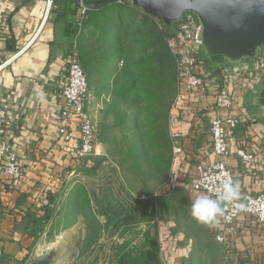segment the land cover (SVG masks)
Wrapping results in <instances>:
<instances>
[{
	"label": "crops",
	"instance_id": "obj_1",
	"mask_svg": "<svg viewBox=\"0 0 264 264\" xmlns=\"http://www.w3.org/2000/svg\"><path fill=\"white\" fill-rule=\"evenodd\" d=\"M82 1L85 2L52 0L49 4L48 0H0L2 139L17 150L25 169V177L18 190L10 189L6 183L0 184V197L7 200L6 204L10 207L18 200V205L24 210L26 205L21 198L36 205L45 200L54 206L51 199L59 197L65 208L74 187L84 190L81 166L72 155L77 146L78 130L76 127L71 128V139H63L59 135V94L67 83L69 62L76 57L87 75V105L98 130V123L104 121L105 105L110 101L108 88L114 80L110 71L116 63L115 58L110 60L108 73L102 61L103 38H106L108 31H117L119 23L129 20L130 23L136 21L143 25L144 20H148V15L125 0L89 8L86 16H82ZM200 72L208 88L207 97L202 98L198 94L191 97L177 128L179 143L187 157L182 174L185 186L169 192L176 207L183 200L191 206L196 198L205 195L202 192H190L188 185L196 177V166L200 160L208 163L216 161L209 123L213 117L217 74L209 62H201ZM262 84L263 81L252 89L238 91L236 96L235 113L240 118V125L228 138L231 150L228 162L234 180L240 183V199L264 193V108L260 102ZM239 150L251 153L253 162L244 163L238 156ZM98 151H102L99 131L95 155L99 154ZM93 191V207L96 211L95 198H101L102 195L100 190ZM76 204L81 213L83 200L79 198ZM19 215L16 214L17 217ZM173 221L177 226L176 234L180 237L179 246L191 245L190 254L182 261L188 264L193 239L197 240V235L186 231L185 218L179 219L184 228L177 220ZM199 226V223L190 222L189 229L196 231ZM204 228L205 236L201 239L209 238L215 242V246L221 247L222 264H264V224L253 217L243 216L238 220L237 232L230 245H223L216 240V227ZM154 233L156 237L155 230ZM156 253L158 255V251ZM119 256L114 257V264H118Z\"/></svg>",
	"mask_w": 264,
	"mask_h": 264
},
{
	"label": "rangeland",
	"instance_id": "obj_2",
	"mask_svg": "<svg viewBox=\"0 0 264 264\" xmlns=\"http://www.w3.org/2000/svg\"><path fill=\"white\" fill-rule=\"evenodd\" d=\"M164 31L160 23L127 20L103 38L106 71L112 58L116 63L110 71L114 79L108 88L110 101L103 110L104 121L98 123L102 151L81 166L84 190L69 191L65 208L61 198L52 199L56 208L48 220L52 208L45 200L36 205L21 198L26 205L23 210L18 200L10 207L0 197V264H33L47 255H53L50 264H114V257L140 249L147 236L156 241L150 225L156 215L178 222L185 218L186 231L197 235L188 264H222L221 247L209 238L201 239L204 226L189 229L190 222L197 223L191 206L183 200L176 207L172 194L160 193L171 171L168 121L178 86L175 59L161 41ZM104 175H109L112 191H104L95 200H102L105 208L103 200L110 197L117 206L110 226L107 218L100 219L99 208L94 211L93 207V187ZM79 198L84 203L81 213L76 204ZM19 213L22 217L16 216Z\"/></svg>",
	"mask_w": 264,
	"mask_h": 264
},
{
	"label": "built area",
	"instance_id": "obj_3",
	"mask_svg": "<svg viewBox=\"0 0 264 264\" xmlns=\"http://www.w3.org/2000/svg\"><path fill=\"white\" fill-rule=\"evenodd\" d=\"M51 4L52 0H48ZM89 8L81 4V15L86 16ZM167 32V44L172 53L178 73L176 96L170 108L169 127L172 142L171 171L167 187L160 193H169L177 187L185 186L182 179L187 153L179 143L178 123L181 114L187 110L191 97L198 94L206 98L208 88L203 74L200 72L201 62L208 64L203 55L204 27L198 16L187 12L174 25V30ZM243 60L238 64H227L216 70L217 82L213 117L209 123V134L216 161L208 163L200 160L196 166V177L188 185L190 192H202L215 198L222 181L234 180L228 157L231 150L229 136L240 125V118L235 113L238 91L254 88L264 81V50L254 60ZM89 83L87 75L75 57L69 62L67 83L61 89L59 97L60 127L59 135L63 139H71V128L78 130L77 146L72 151L73 157L79 161L95 155L98 142V130L87 105ZM3 121L0 120V184L6 183L10 189L18 190L25 177V169L21 165L19 154L15 148L2 139ZM238 156L244 163H252L254 157L245 150H239ZM242 207L225 208L224 218L216 227V240L223 245H230L237 232V222L243 216H251L264 224V193L247 195L238 201ZM150 225L156 232L158 257L161 264H183V259L191 252V245L180 247V237L176 234V223L156 215ZM107 264H111L110 262Z\"/></svg>",
	"mask_w": 264,
	"mask_h": 264
},
{
	"label": "water",
	"instance_id": "obj_4",
	"mask_svg": "<svg viewBox=\"0 0 264 264\" xmlns=\"http://www.w3.org/2000/svg\"><path fill=\"white\" fill-rule=\"evenodd\" d=\"M32 1V0H26ZM120 0H85L88 8ZM173 31L187 12L203 24V55L217 70L227 64L256 60L264 50V0H125ZM264 106V81L260 90ZM52 254V253H51ZM53 255L33 264H48Z\"/></svg>",
	"mask_w": 264,
	"mask_h": 264
},
{
	"label": "trees",
	"instance_id": "obj_5",
	"mask_svg": "<svg viewBox=\"0 0 264 264\" xmlns=\"http://www.w3.org/2000/svg\"><path fill=\"white\" fill-rule=\"evenodd\" d=\"M146 18L148 19L147 20L148 22L146 20H144L145 24L151 22L153 25L158 26L159 23L155 19H153L150 16H146ZM162 34H163V37H162L161 41L163 42V40H164L165 45H166L167 44L166 43L167 32L164 31ZM153 45L157 46V42H153ZM95 157H96L95 155L89 156V157H86L85 159L79 160L77 163L80 166H83L85 163L91 162L93 159H95ZM94 186L95 187H93V189L100 190L102 194L104 191H107L110 193L112 191L109 175H107V176L104 175V176L99 177L98 181L95 182ZM62 187H61V190H62ZM53 200L51 199L52 202H54ZM116 202L118 204H120L122 207L125 206V204L121 200L120 201L116 200ZM103 203L107 205V206H105V208L102 206V200H99L98 202H96V207H97V209L99 208L100 216L107 218L108 226H110V224H113V218L115 217L114 215H112L113 213H111V212H114L117 209L116 208L117 206L116 205L114 206L110 197L107 199H104ZM46 205H50V203H46ZM55 205L56 204H54V206ZM108 206L112 211H110V209H107ZM51 208L52 209L48 213L49 215H47L45 218L47 220L52 215L51 211L54 210L53 206H51ZM103 208H104V210H103ZM21 213H20V217H22ZM63 219H65V218L63 217ZM156 251H158L157 240L155 241L154 239H151L149 236H147L145 244L140 249H138L135 252L124 253L123 255L119 256L117 263L118 264H160ZM50 262H51V260H50ZM50 262H48V264H50Z\"/></svg>",
	"mask_w": 264,
	"mask_h": 264
},
{
	"label": "clouds",
	"instance_id": "obj_6",
	"mask_svg": "<svg viewBox=\"0 0 264 264\" xmlns=\"http://www.w3.org/2000/svg\"><path fill=\"white\" fill-rule=\"evenodd\" d=\"M240 183L226 179L221 182L217 189L215 198L209 195H201L196 198L190 207V214L193 220L202 226L215 228L224 218L225 208L228 206L239 208Z\"/></svg>",
	"mask_w": 264,
	"mask_h": 264
}]
</instances>
